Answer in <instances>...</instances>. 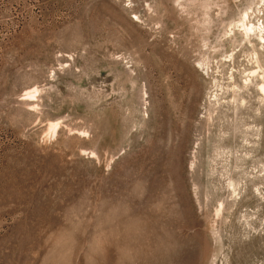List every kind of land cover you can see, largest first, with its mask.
I'll return each instance as SVG.
<instances>
[{"label": "rangeland", "instance_id": "obj_1", "mask_svg": "<svg viewBox=\"0 0 264 264\" xmlns=\"http://www.w3.org/2000/svg\"><path fill=\"white\" fill-rule=\"evenodd\" d=\"M263 34L264 0H0V264H264Z\"/></svg>", "mask_w": 264, "mask_h": 264}, {"label": "bare ground", "instance_id": "obj_2", "mask_svg": "<svg viewBox=\"0 0 264 264\" xmlns=\"http://www.w3.org/2000/svg\"><path fill=\"white\" fill-rule=\"evenodd\" d=\"M245 26H246V25H245ZM251 29H253V28H249V29H247V33H248L249 31H251ZM263 35H264V34H263ZM261 39H264V37L262 36ZM260 66L262 67L261 64H260ZM257 72H258V69L252 71L253 74H251V77H249V78L246 80V81H247L246 85L249 84L248 81H251L252 83H254V84L256 85V87L258 88V90H260L262 93H264V66H263L262 74H261V76L259 77V78H261L260 81H254V78H257V77L259 76V74H256ZM257 75H258V76H257ZM255 80H256V79H255ZM251 82H250V84H251ZM236 90H237V88H236ZM236 90H235V91H236ZM261 92H259V93H261ZM262 93H261V94H262ZM234 103H237V98H236V97H234ZM192 161H193V160H192Z\"/></svg>", "mask_w": 264, "mask_h": 264}]
</instances>
